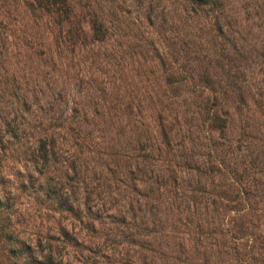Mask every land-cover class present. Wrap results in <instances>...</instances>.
<instances>
[{
    "label": "rangeland",
    "instance_id": "374dc122",
    "mask_svg": "<svg viewBox=\"0 0 264 264\" xmlns=\"http://www.w3.org/2000/svg\"><path fill=\"white\" fill-rule=\"evenodd\" d=\"M65 1L0 0V264H264V0Z\"/></svg>",
    "mask_w": 264,
    "mask_h": 264
},
{
    "label": "trees",
    "instance_id": "16d2710c",
    "mask_svg": "<svg viewBox=\"0 0 264 264\" xmlns=\"http://www.w3.org/2000/svg\"><path fill=\"white\" fill-rule=\"evenodd\" d=\"M60 6L66 5L65 0H56ZM190 2L196 3V4H211L213 3V0H188ZM66 11V6L63 7V13ZM3 219V217H0V221ZM4 224H0V232H4ZM9 232V231H8ZM10 235V233L5 232V243H1L0 247L3 249H6L7 253L12 255H19L22 254L24 251H29L28 245L24 244V242L19 241L17 237L7 236Z\"/></svg>",
    "mask_w": 264,
    "mask_h": 264
}]
</instances>
